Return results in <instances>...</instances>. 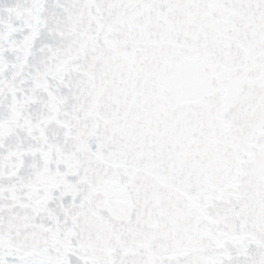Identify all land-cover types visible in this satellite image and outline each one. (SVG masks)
I'll use <instances>...</instances> for the list:
<instances>
[{"label": "snow or ice", "instance_id": "obj_1", "mask_svg": "<svg viewBox=\"0 0 264 264\" xmlns=\"http://www.w3.org/2000/svg\"><path fill=\"white\" fill-rule=\"evenodd\" d=\"M0 264H264V0H0Z\"/></svg>", "mask_w": 264, "mask_h": 264}]
</instances>
